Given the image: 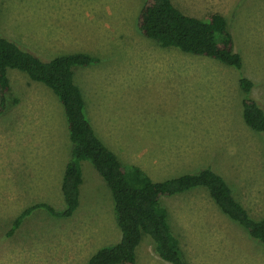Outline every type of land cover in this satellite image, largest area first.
I'll use <instances>...</instances> for the list:
<instances>
[{
  "label": "rangeland",
  "instance_id": "obj_1",
  "mask_svg": "<svg viewBox=\"0 0 264 264\" xmlns=\"http://www.w3.org/2000/svg\"><path fill=\"white\" fill-rule=\"evenodd\" d=\"M171 2L201 20L220 14L242 58L241 71L139 35L142 0H0V32L41 59L75 53L98 59L74 68V82L93 129L123 166L138 167L153 181L211 166L259 220L264 133L243 121L239 79L253 83L250 97L264 109V0ZM8 72L11 91L0 114V264H85L121 238L110 190L94 169H84L71 218L37 209L6 236L14 219L34 205L65 209L60 189L71 150L51 90ZM161 205L187 264H264V248L217 209L206 189L164 197ZM135 264L167 263L144 237Z\"/></svg>",
  "mask_w": 264,
  "mask_h": 264
},
{
  "label": "trees",
  "instance_id": "obj_2",
  "mask_svg": "<svg viewBox=\"0 0 264 264\" xmlns=\"http://www.w3.org/2000/svg\"><path fill=\"white\" fill-rule=\"evenodd\" d=\"M136 32L161 48L209 58L241 71L242 58L235 51L233 35L225 19L213 14L205 20L184 15L171 0H142L135 20ZM98 59L83 53L59 55L41 59L0 32V114L7 106L11 88L8 71L24 73L31 81L51 90L62 106L65 125L71 143L61 181L65 209L56 212L46 204L24 210L14 219L9 237L23 220L37 209L53 218L69 219L79 207L83 182L81 163L91 164L110 190L120 241L97 250L85 264H135L136 251L144 237L153 245L154 253L167 264H187L180 242L173 234L169 215L161 205L164 197H173L192 189L204 188L217 209L241 227L247 236L264 248V216L253 219L237 202L232 189L211 166L194 173L182 174L162 181L151 180L135 166H123L118 157L96 136L85 113L82 93L74 82L73 69L98 63ZM242 117L252 131L264 133V109L250 97L253 83L240 77Z\"/></svg>",
  "mask_w": 264,
  "mask_h": 264
},
{
  "label": "crops",
  "instance_id": "obj_3",
  "mask_svg": "<svg viewBox=\"0 0 264 264\" xmlns=\"http://www.w3.org/2000/svg\"><path fill=\"white\" fill-rule=\"evenodd\" d=\"M9 73V72H8ZM89 120V119H88ZM89 122H90V120H89ZM91 124V123H90ZM92 126V125H91ZM92 129H93V127H92ZM94 130V129H93ZM94 132H95V130H94ZM108 132V131H107ZM95 134H96V132H95ZM111 134V132H109L108 133V135H110ZM96 136L103 142V144L110 150V151H112V148H110V147H108V145H106V143L96 134ZM113 152V151H112ZM114 153V152H113ZM70 154V153H69ZM115 154V153H114ZM116 155V154H115ZM69 156V155H68ZM67 156V157H68ZM117 156V155H116ZM119 159V158H118ZM66 160H67V158L64 160V164H63V167H64V169H65V164H66ZM85 168H87V169H93L92 168V166H91V164L89 163V162H86V161H84V162H82L81 163V172H82V178H83V182H82V185H83V183H84V169ZM64 169H63V172H64ZM81 185V186H82ZM81 188V187H80ZM87 261H88V259H87ZM86 261V262H87Z\"/></svg>",
  "mask_w": 264,
  "mask_h": 264
}]
</instances>
